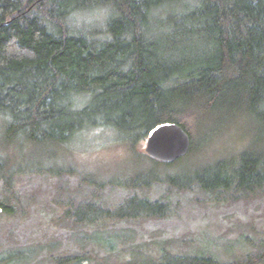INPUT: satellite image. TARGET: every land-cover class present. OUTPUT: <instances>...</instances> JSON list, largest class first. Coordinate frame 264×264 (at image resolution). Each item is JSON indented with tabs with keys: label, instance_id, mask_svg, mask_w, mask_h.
<instances>
[{
	"label": "trees",
	"instance_id": "1",
	"mask_svg": "<svg viewBox=\"0 0 264 264\" xmlns=\"http://www.w3.org/2000/svg\"><path fill=\"white\" fill-rule=\"evenodd\" d=\"M218 120L254 137L229 159L193 165L195 145L211 141ZM167 122L192 140L189 156L172 165L138 152ZM96 132L149 168L100 177L67 166L71 143ZM25 156L30 164L18 162ZM76 173L93 188L65 204L77 226L164 218L169 197L137 195L155 185L199 188L217 202L262 195L264 0H0V181L12 189L16 176ZM108 188L133 193L110 208L97 195ZM154 246L133 247L122 264L264 263L262 243L230 263L206 250L163 246L154 255Z\"/></svg>",
	"mask_w": 264,
	"mask_h": 264
},
{
	"label": "rangeland",
	"instance_id": "2",
	"mask_svg": "<svg viewBox=\"0 0 264 264\" xmlns=\"http://www.w3.org/2000/svg\"><path fill=\"white\" fill-rule=\"evenodd\" d=\"M237 128L222 120L210 125L207 136L213 137L203 147L195 145L191 163L201 166L235 156L248 146L249 135L254 137L247 135L244 127ZM145 146L146 138L138 152H144ZM69 149L64 156L66 165L77 166L85 174L121 177L130 170L149 168L146 160H136L131 151L107 134H88L71 143ZM18 162L31 163L28 157ZM131 192L108 188L97 195L114 208ZM92 193L93 188L77 173L16 176L12 189L0 181V264H122L131 249L142 244H156L154 255L157 248L168 246L181 254L206 250L230 263L254 252L259 243L264 245V193L253 199L217 202L199 188L178 191L155 185L137 190V195L153 201L169 197V213L164 218L112 226H77L67 220L65 204L75 199L81 202ZM242 237L245 241L239 242Z\"/></svg>",
	"mask_w": 264,
	"mask_h": 264
},
{
	"label": "water",
	"instance_id": "3",
	"mask_svg": "<svg viewBox=\"0 0 264 264\" xmlns=\"http://www.w3.org/2000/svg\"><path fill=\"white\" fill-rule=\"evenodd\" d=\"M192 148L189 133L176 123H162L147 135L144 153L157 162L172 165L186 158Z\"/></svg>",
	"mask_w": 264,
	"mask_h": 264
}]
</instances>
